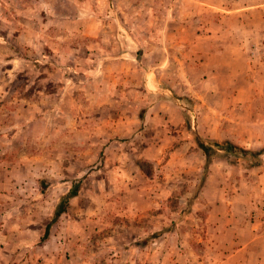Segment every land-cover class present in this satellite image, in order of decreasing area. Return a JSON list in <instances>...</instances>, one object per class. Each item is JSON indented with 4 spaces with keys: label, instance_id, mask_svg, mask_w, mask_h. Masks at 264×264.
<instances>
[{
    "label": "rangeland",
    "instance_id": "1",
    "mask_svg": "<svg viewBox=\"0 0 264 264\" xmlns=\"http://www.w3.org/2000/svg\"><path fill=\"white\" fill-rule=\"evenodd\" d=\"M11 205L35 259L264 264V0H0Z\"/></svg>",
    "mask_w": 264,
    "mask_h": 264
},
{
    "label": "crops",
    "instance_id": "2",
    "mask_svg": "<svg viewBox=\"0 0 264 264\" xmlns=\"http://www.w3.org/2000/svg\"><path fill=\"white\" fill-rule=\"evenodd\" d=\"M24 208V206L21 208L20 205L0 207V264H62L61 262L63 259L60 257V255L56 254H54L56 256L52 258L53 256H51L50 254L44 255L43 253H41L39 256L40 258L36 256L35 259V256L33 254L34 250H29L32 245L26 248V252H21V248H19V244L21 241L19 239L23 233H21L20 230L25 231L24 229L28 228L29 224H20V214H15L17 212L24 213ZM230 228L227 227V229ZM254 229V227L249 228V230L251 231ZM249 234L253 236L251 240L253 243H259V238H261V236L256 235L254 232H249ZM3 244H7L9 248L5 249ZM241 251L242 247L237 249L235 253H240ZM50 258H52L53 260L52 263H50ZM38 260L41 263H37Z\"/></svg>",
    "mask_w": 264,
    "mask_h": 264
},
{
    "label": "trees",
    "instance_id": "3",
    "mask_svg": "<svg viewBox=\"0 0 264 264\" xmlns=\"http://www.w3.org/2000/svg\"><path fill=\"white\" fill-rule=\"evenodd\" d=\"M198 146H199V149L202 151V154L204 155V157H205V161L206 162H208L209 161V159H210V155H211V148L210 147H208V146H206L205 144H203V143H199L198 144ZM227 146V145H226ZM229 149H230V151H233V152H235V153H239L238 155L240 156V158L241 157H243L244 155H251V153L250 152H248V151H245V150H242V149H239V148H235V147H233V146H227ZM233 155V154H232ZM235 157H237V156H235ZM63 200H64V198H63ZM62 200V201H63ZM61 204H62V202H61ZM62 212V210H60L59 208H58V205H57V212H55V215H57L58 213L60 214Z\"/></svg>",
    "mask_w": 264,
    "mask_h": 264
}]
</instances>
